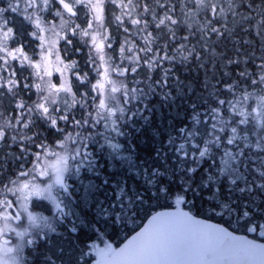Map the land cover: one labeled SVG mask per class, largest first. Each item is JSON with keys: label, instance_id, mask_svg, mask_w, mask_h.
<instances>
[{"label": "snow or ice", "instance_id": "1", "mask_svg": "<svg viewBox=\"0 0 264 264\" xmlns=\"http://www.w3.org/2000/svg\"><path fill=\"white\" fill-rule=\"evenodd\" d=\"M0 264H264V0H0Z\"/></svg>", "mask_w": 264, "mask_h": 264}]
</instances>
